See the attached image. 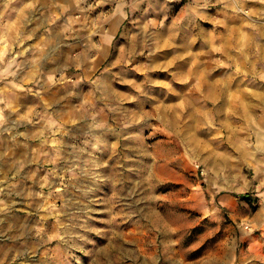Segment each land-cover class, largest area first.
<instances>
[{
  "label": "rangeland",
  "instance_id": "obj_1",
  "mask_svg": "<svg viewBox=\"0 0 264 264\" xmlns=\"http://www.w3.org/2000/svg\"><path fill=\"white\" fill-rule=\"evenodd\" d=\"M247 1L0 0V75L34 97L0 90V165L28 129L69 141L44 252L5 264H264V128L217 106Z\"/></svg>",
  "mask_w": 264,
  "mask_h": 264
},
{
  "label": "crops",
  "instance_id": "obj_2",
  "mask_svg": "<svg viewBox=\"0 0 264 264\" xmlns=\"http://www.w3.org/2000/svg\"><path fill=\"white\" fill-rule=\"evenodd\" d=\"M245 4L247 15L254 21L246 29L247 51L243 57L227 55L223 60L217 58V106L230 111L231 118L237 115L236 112L239 114V110L243 111L245 116H241L247 125H251L249 121L252 119L253 126L264 128V0H248ZM259 16L262 20L255 23ZM56 67L54 64L44 66L47 73L53 72ZM5 74L0 75L2 98L13 104V107L17 104L20 107L18 111L27 109L31 106L30 98L34 99L27 86L28 74L15 76L10 71ZM43 130L28 129L25 140L19 138V142L24 141L25 144L21 147L22 152L10 154V158L9 154L3 153L1 157L3 165H0V169L5 171H0V264H5L7 254L10 255L9 259L12 254L21 260L24 254L30 252L31 246L36 252L41 250L42 253L46 246L45 223L50 216L47 208L62 193L58 186L59 159L62 158L63 149L67 150L69 141L62 136L59 140L53 139L52 144L56 145L48 146L51 154H44L46 145L41 136ZM4 142L7 143V139ZM252 157L257 159L255 164L259 167V173L264 174V154H252ZM53 215L59 221L62 220L60 214ZM8 233L11 237L6 241Z\"/></svg>",
  "mask_w": 264,
  "mask_h": 264
}]
</instances>
